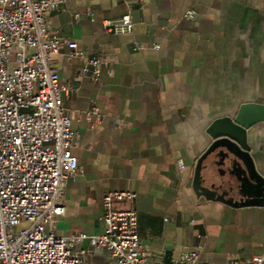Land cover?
Segmentation results:
<instances>
[{
	"label": "crops",
	"instance_id": "crops-1",
	"mask_svg": "<svg viewBox=\"0 0 264 264\" xmlns=\"http://www.w3.org/2000/svg\"><path fill=\"white\" fill-rule=\"evenodd\" d=\"M134 1L68 0L48 15L84 55L69 58L64 45L53 64L73 88L64 105L80 170L67 185L57 233L102 234L105 195L130 192L153 260L197 252L199 264H247L264 253V121L248 133L257 176L212 153L202 185L223 200L197 194L193 183L210 124L245 103L264 105V0ZM189 10L196 19L185 18ZM127 14L132 35L105 30ZM134 40L160 48L136 51ZM93 56L103 60L99 80L83 72ZM94 106L101 117L85 118ZM88 263L116 264L106 249H90Z\"/></svg>",
	"mask_w": 264,
	"mask_h": 264
},
{
	"label": "built area",
	"instance_id": "built-area-1",
	"mask_svg": "<svg viewBox=\"0 0 264 264\" xmlns=\"http://www.w3.org/2000/svg\"><path fill=\"white\" fill-rule=\"evenodd\" d=\"M66 1L0 0V264H89L90 249L108 250L116 264H199L197 252L150 258L130 192L105 195L102 234L57 233L66 213L67 185L80 173L73 118L64 105L73 88L61 83L53 64L64 45L71 50L69 58L84 55L48 21L50 11ZM134 3L145 7L147 0ZM197 16L195 10L185 13L189 20ZM104 27L108 33L134 32L129 14ZM150 48L160 46L133 41L136 51ZM102 64L100 57H86L85 76L99 80ZM94 116L101 117L98 106L84 114ZM179 167L185 168L181 160ZM228 264L242 263L231 259ZM247 264H264V253Z\"/></svg>",
	"mask_w": 264,
	"mask_h": 264
},
{
	"label": "water",
	"instance_id": "water-1",
	"mask_svg": "<svg viewBox=\"0 0 264 264\" xmlns=\"http://www.w3.org/2000/svg\"><path fill=\"white\" fill-rule=\"evenodd\" d=\"M264 121V105L245 103L236 113L215 119L207 129L211 138V145L200 157L194 176L193 189L209 199L223 200L216 197V192L202 185V168L204 160L216 153L222 161H228L233 166L243 163L249 177L254 178L256 171L250 155L251 146L248 142V133L256 124Z\"/></svg>",
	"mask_w": 264,
	"mask_h": 264
}]
</instances>
